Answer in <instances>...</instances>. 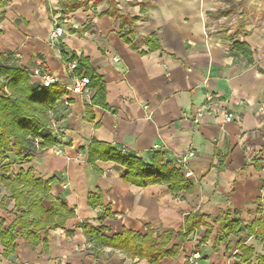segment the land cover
Segmentation results:
<instances>
[{"label":"crops","instance_id":"0c3cea01","mask_svg":"<svg viewBox=\"0 0 264 264\" xmlns=\"http://www.w3.org/2000/svg\"><path fill=\"white\" fill-rule=\"evenodd\" d=\"M82 1L87 4L67 12L61 0L0 5V67L35 73L32 83L49 71L67 91L50 112V143L30 161L19 162L11 153L10 174L32 168L36 177L54 178L45 206L61 196L74 211L66 226L43 232L46 240L36 248L19 239L6 256L0 243V264H151L110 247L96 255L80 226L84 222L103 226L108 236L124 228L142 234L151 228L156 235L172 230L171 246L178 251L161 264L238 263L237 236H230V245L216 242L218 219L229 213V219L240 216L251 224L264 213V29L247 22L248 32L234 34L226 24L237 11L226 3L230 0ZM118 14L132 19L125 29ZM56 21L64 28L58 42L50 37ZM152 36L156 40L149 42ZM234 42H246L252 52L235 50ZM73 54L88 59L105 82L107 107L93 105L90 117V100L68 88L75 79L68 60ZM209 93L213 99L196 123L193 113ZM226 112L234 114L233 121H224ZM93 140L147 163L161 156L190 173L192 190L130 183L115 161L97 160L92 167L87 149ZM185 155L183 169L176 158ZM90 192L100 193L104 204L92 207ZM4 197L0 217L10 224L15 201L0 184V202ZM195 212L211 231L202 225L185 234V216ZM246 244L255 247L256 263L263 242L252 236Z\"/></svg>","mask_w":264,"mask_h":264},{"label":"trees","instance_id":"16d2710c","mask_svg":"<svg viewBox=\"0 0 264 264\" xmlns=\"http://www.w3.org/2000/svg\"><path fill=\"white\" fill-rule=\"evenodd\" d=\"M5 2L6 0H0V5H4ZM61 4L63 12H67L86 5L87 1L61 0ZM109 12L116 14L113 10ZM117 17L120 18L123 29L132 20L121 14ZM126 34L125 32L124 35ZM155 40L153 36L148 39L149 42ZM234 49L245 55L252 52L246 42H234ZM63 57L67 58V54H63ZM68 60L78 63L74 70L75 74L88 76L89 88L91 91L95 90L90 103L86 106L90 117L93 105L107 107L105 82L88 59L73 54ZM66 92L65 86L59 83L50 86L32 83L30 74L22 68L0 67V184L10 190L11 198L15 201L16 213L10 224H7L5 218L0 217V243L6 256L16 250L19 239L30 242L36 248L46 240L43 232L66 226L67 221L74 216V211L67 206L61 196L53 199L49 208L45 206V201L51 197L54 178L44 180L36 177L32 168L21 169L18 174L11 175L12 163L9 161L11 153L19 162L30 161L37 150L50 143L48 129L51 121L50 112ZM36 137L42 139L40 148H37L34 142ZM97 160L119 163L125 169L123 179L139 186L166 183L174 192L191 191L193 187L192 181L181 172V169H177L170 162H163L159 155L155 156L151 163H147L137 155L118 150L111 144L93 140L87 149V161L96 168ZM7 199L8 197H4L0 205L6 206ZM88 200L94 208L104 204L100 193L90 192ZM228 215L229 213L218 219L221 226L216 242L226 241L230 245V236H237L239 251L234 256L239 261L236 264H264V254H259L257 262L254 263L255 247L246 244V239L252 236L264 244V213L251 224H244L240 216L229 219ZM202 225H206L208 231H211V225L198 212L185 216V234L199 229ZM80 226L93 245L96 255H100L104 248L110 247L122 251L130 258H146L151 264H161L162 259L178 251L177 245L171 246L174 237L172 230L156 235L155 230L151 228H148L145 234L124 228L121 233L108 236L103 233L105 230L103 226L96 227L88 222ZM241 232L245 235L240 236Z\"/></svg>","mask_w":264,"mask_h":264},{"label":"built area","instance_id":"2783aa9c","mask_svg":"<svg viewBox=\"0 0 264 264\" xmlns=\"http://www.w3.org/2000/svg\"><path fill=\"white\" fill-rule=\"evenodd\" d=\"M63 35H64V28L62 25H60L56 21L53 29L50 31V37L54 42H58L60 40V38L63 37ZM69 67L71 70H75L78 67V63L76 61H71L69 63ZM35 75H36L35 73H32V75L30 74V77H35ZM36 77L40 78L39 83L43 86H50V85H53L55 83H58L56 76H54L49 71H45L44 73H42L41 75L36 76ZM89 83H90V79L88 76H86V75L78 76L75 74L74 82L68 88L73 93L83 95L85 98L90 100L91 96H92V91L89 88ZM212 99H213V94H211V93L207 94L205 102L202 103L193 113L194 122L199 123L202 121L205 113L208 110V107H209ZM233 120H234V114L232 112H226L224 115V121L225 122H231ZM34 142H35L37 148H40V144L42 143V139L40 137H36L34 139ZM157 147H159V146H157ZM63 152L64 151L62 148H56L55 149V153H57V154H63ZM188 156L185 155V156H180V157L176 158V162L183 169H186V163L188 161ZM189 174L190 173L188 171H186V175H189ZM62 185L64 188L68 187L67 182L62 183Z\"/></svg>","mask_w":264,"mask_h":264},{"label":"rangeland","instance_id":"374dc122","mask_svg":"<svg viewBox=\"0 0 264 264\" xmlns=\"http://www.w3.org/2000/svg\"><path fill=\"white\" fill-rule=\"evenodd\" d=\"M226 3L237 8V11L226 20V24L232 26L234 34L248 32L245 29L247 22L264 29V0H230Z\"/></svg>","mask_w":264,"mask_h":264}]
</instances>
